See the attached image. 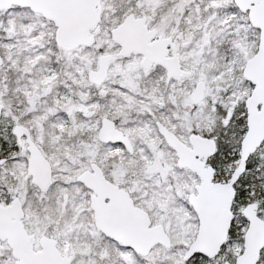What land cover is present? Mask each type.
Listing matches in <instances>:
<instances>
[{
    "label": "snow or ice",
    "instance_id": "snow-or-ice-1",
    "mask_svg": "<svg viewBox=\"0 0 264 264\" xmlns=\"http://www.w3.org/2000/svg\"><path fill=\"white\" fill-rule=\"evenodd\" d=\"M0 264H264V0H0Z\"/></svg>",
    "mask_w": 264,
    "mask_h": 264
}]
</instances>
